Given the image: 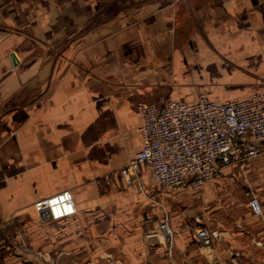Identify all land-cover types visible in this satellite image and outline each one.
I'll use <instances>...</instances> for the list:
<instances>
[{
    "label": "crops",
    "instance_id": "crops-1",
    "mask_svg": "<svg viewBox=\"0 0 264 264\" xmlns=\"http://www.w3.org/2000/svg\"><path fill=\"white\" fill-rule=\"evenodd\" d=\"M175 51H221L244 71L233 100L264 93V0H0V264H264V142L200 191L112 175L141 147L139 102L200 95L169 91ZM65 190L71 217L33 210Z\"/></svg>",
    "mask_w": 264,
    "mask_h": 264
},
{
    "label": "built area",
    "instance_id": "built-area-1",
    "mask_svg": "<svg viewBox=\"0 0 264 264\" xmlns=\"http://www.w3.org/2000/svg\"><path fill=\"white\" fill-rule=\"evenodd\" d=\"M141 147L126 164L113 172L131 192L141 189L140 168L160 189L175 192L184 185L201 190L227 165H240L255 158L264 142V93H251L243 99L226 98L214 102L205 95L190 103L168 99L162 105L139 102ZM252 215L262 216L258 200L247 196ZM33 210L52 221L75 213L70 191H61L37 200ZM159 229L169 236L166 220ZM193 238L209 246L210 235L195 227Z\"/></svg>",
    "mask_w": 264,
    "mask_h": 264
},
{
    "label": "rangeland",
    "instance_id": "rangeland-1",
    "mask_svg": "<svg viewBox=\"0 0 264 264\" xmlns=\"http://www.w3.org/2000/svg\"><path fill=\"white\" fill-rule=\"evenodd\" d=\"M231 62V58L221 51H175L172 78L168 81L169 91L173 93V97L175 95L187 100L194 99L196 94L209 96L214 101L235 98L234 92L240 88L237 83H241L240 79L245 76L242 67ZM154 186L160 189L157 185ZM142 189L141 185V189L137 191ZM3 234L4 232H0V239Z\"/></svg>",
    "mask_w": 264,
    "mask_h": 264
}]
</instances>
